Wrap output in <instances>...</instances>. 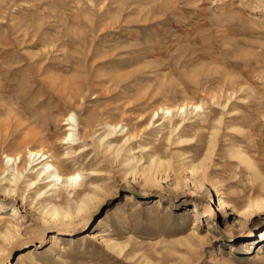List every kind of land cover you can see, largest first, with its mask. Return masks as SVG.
I'll return each mask as SVG.
<instances>
[{"label": "rangeland", "instance_id": "rangeland-1", "mask_svg": "<svg viewBox=\"0 0 264 264\" xmlns=\"http://www.w3.org/2000/svg\"><path fill=\"white\" fill-rule=\"evenodd\" d=\"M183 103L203 110L169 142L154 112ZM70 114L86 139L76 153L61 141ZM43 119L54 162L91 178L92 199L63 191L54 203L73 218L53 221L25 183L0 193V225L17 226L0 264L29 249L25 264H264V0H0L1 163L39 146L27 132ZM108 123L137 136L141 171L150 157L169 166L132 174L97 146Z\"/></svg>", "mask_w": 264, "mask_h": 264}, {"label": "bare ground", "instance_id": "bare-ground-1", "mask_svg": "<svg viewBox=\"0 0 264 264\" xmlns=\"http://www.w3.org/2000/svg\"><path fill=\"white\" fill-rule=\"evenodd\" d=\"M75 94L76 97L79 96L78 93ZM228 105L229 103H226L225 105L221 106L224 110H226ZM188 110H193L192 113H199L203 110V107L202 105L196 103H183L179 106H161L154 112L155 115H157L158 119L161 115L163 116L162 119H166L169 122V142H171L176 132H179L180 129L183 130L185 128V122L188 119L187 117L189 115ZM176 117L180 119L178 122L177 120H175ZM46 122V119H43L41 125L38 128L27 132V136L33 138L34 142L39 143V146L37 144V146L28 144L25 151L11 153L6 152L7 154L4 153L6 161L4 160L3 163L0 162V193L3 192V194L9 196H22L19 189H21L20 187L25 183V188L35 189V199H42V201L39 203L42 204V215L45 218L51 219L53 221H67L73 218L72 210L61 209L54 202L61 198V194L63 193V191H65L68 195L74 192V194H76V205L78 207L83 201L92 199L90 194L91 190L93 189L94 183L91 182V178L87 179L84 176L85 174L83 175L82 172L65 174L60 171L59 166H57L54 162L56 159V154L54 152L55 146L53 144H49L48 140L45 137L48 134L45 132L48 130L49 125H47L48 122ZM219 122L222 123V118L219 120ZM120 124L110 125L108 123L106 125L109 128L108 133L106 136H100L101 138L97 139V146H99L100 148L104 147L105 151L109 153L112 152V155H114L115 158H118L122 153H124L126 155V158H124V163L127 167H130L131 173L135 175L140 172H142L143 174H149L155 169H162L166 165L169 166L167 162H162L161 159L155 160L154 157H150L149 164L141 171L138 167V164L141 162V160H139L138 156L136 157L135 149L131 147V142L134 141L137 136L130 133L129 130L124 133L125 127L123 128V126ZM64 125L67 126L68 129L66 128L67 134L61 140L62 144L71 146L70 149L73 153H76L77 150L83 149V147L80 146L81 141H84L86 139L85 137L80 136L77 116L75 114H70L65 117ZM154 126V120L150 119L147 124V128L152 127L153 129ZM159 126H161V124ZM235 131H238V133H242V130ZM43 133L46 135H43ZM119 133H121L120 136L124 135V137L120 139L119 142H116L117 138H115V141L111 140ZM217 135L218 131L216 130V132H214L211 137L210 149L216 146ZM178 138V143L189 142L188 140H184L182 137ZM106 140H109V142L107 141V144L104 143ZM230 153L234 158H237L242 164L246 165L248 169L252 170L255 173V165L247 156L243 148L234 146L233 150H231ZM69 154L70 152L68 151L65 156H68ZM49 193L52 194L49 195ZM82 197L84 199H81ZM24 200L25 198L23 199V201ZM157 204L158 206H160L161 202L157 201ZM219 206L222 210H225L227 208V203L219 199ZM13 211L15 212V214H19V211L17 209ZM77 211L78 213L81 212H79V210ZM16 227L17 226L12 222H8L7 226L0 225V240L9 242L13 237L12 229ZM124 249L125 247L118 243L111 246V250L117 251V253L120 255L123 254ZM0 252H2V249H0ZM259 254L261 256L264 255V248L262 246L259 247ZM36 255V250L29 249L19 254L15 263L25 264L27 260H34L37 257Z\"/></svg>", "mask_w": 264, "mask_h": 264}]
</instances>
